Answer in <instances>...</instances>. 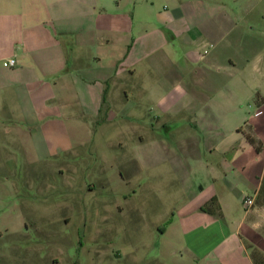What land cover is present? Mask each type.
Returning <instances> with one entry per match:
<instances>
[{
    "label": "crops",
    "instance_id": "0c3cea01",
    "mask_svg": "<svg viewBox=\"0 0 264 264\" xmlns=\"http://www.w3.org/2000/svg\"><path fill=\"white\" fill-rule=\"evenodd\" d=\"M143 105L175 140L155 135L177 198L158 264H259L264 0H0L8 135L60 141L100 119L121 134Z\"/></svg>",
    "mask_w": 264,
    "mask_h": 264
},
{
    "label": "rangeland",
    "instance_id": "374dc122",
    "mask_svg": "<svg viewBox=\"0 0 264 264\" xmlns=\"http://www.w3.org/2000/svg\"><path fill=\"white\" fill-rule=\"evenodd\" d=\"M141 109L121 134L101 119L54 142L0 126V264H158L177 198L155 135L175 140Z\"/></svg>",
    "mask_w": 264,
    "mask_h": 264
},
{
    "label": "built area",
    "instance_id": "2783aa9c",
    "mask_svg": "<svg viewBox=\"0 0 264 264\" xmlns=\"http://www.w3.org/2000/svg\"><path fill=\"white\" fill-rule=\"evenodd\" d=\"M16 63H17L16 59L12 58V59L4 61L3 66L6 68H12L16 65ZM249 203H252V201H249Z\"/></svg>",
    "mask_w": 264,
    "mask_h": 264
}]
</instances>
